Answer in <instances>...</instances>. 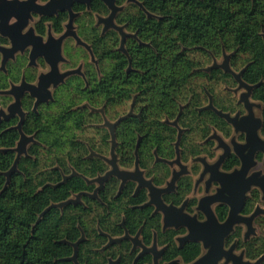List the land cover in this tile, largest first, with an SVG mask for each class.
Segmentation results:
<instances>
[{
  "label": "trees",
  "instance_id": "1",
  "mask_svg": "<svg viewBox=\"0 0 264 264\" xmlns=\"http://www.w3.org/2000/svg\"><path fill=\"white\" fill-rule=\"evenodd\" d=\"M116 3L124 5L116 23L129 34L125 51L120 49L118 30L102 33L94 25L93 13L106 15L109 9L102 0H93L92 12L79 18L80 34L91 43L99 71L86 62V78L69 77L56 90L51 112L35 113L29 100H23L28 110L23 131L33 141L19 158L20 133L8 128L17 119L0 125V264H76L71 257L82 236L77 246L80 264H107L111 258H118V264H150V254L135 260L139 249L131 251L129 239L108 244L110 238L123 236L125 229L134 236L140 228L145 244L152 243L156 231L159 245H167L162 263L180 258L175 264H189L201 253L200 243L177 245L175 237L185 228L162 231L160 215H152L154 207L143 206L149 200L146 188L136 192L137 183L129 180L119 192L121 180L111 175L97 197H92L98 184L88 179L112 169L104 158L112 147L110 130L103 125L105 117L111 122L120 119L114 128L119 166L134 169L138 158L140 169L158 186L170 178L171 167L156 161L155 154L174 157L177 129L169 121L178 115L186 129L181 139L184 153L214 156V141L194 145L191 133L205 138L215 127L229 136L231 126L214 111L198 108L208 101L206 89L217 108L229 110L217 89L221 84L236 86L237 81L230 72L207 67L228 53L231 69L254 86L252 98L264 105V0ZM83 53L88 57L86 50ZM200 80L204 84H197ZM128 102L130 108L125 110ZM262 117L264 132V107ZM90 130L94 133L89 134ZM238 163L232 155L225 168ZM190 188L186 177L164 199L180 204ZM79 193V202H67ZM258 198L254 191L245 214L254 210ZM216 211L224 220L228 207L222 205ZM257 223L260 235L244 240L242 226H236L226 240L228 246L238 240V248L252 261L264 256V217Z\"/></svg>",
  "mask_w": 264,
  "mask_h": 264
},
{
  "label": "flooded vegetation",
  "instance_id": "2",
  "mask_svg": "<svg viewBox=\"0 0 264 264\" xmlns=\"http://www.w3.org/2000/svg\"><path fill=\"white\" fill-rule=\"evenodd\" d=\"M92 1L93 0L81 2L78 0H72L71 13L68 8L61 9L57 6H54V8H52V3H55L58 6H65L66 2H62V0H0V111L5 112V114L0 115V125H3L5 123H11L13 119H17V122L13 123L8 128L17 129L20 133V139L21 132L19 129V124L22 117L18 113V111L15 114L11 115L12 113L9 108L12 104L16 102V93H20V89L24 83L31 85L32 88H26L20 95L21 107L24 111L23 123L21 125L22 131L26 118L28 116V110H26L23 106V100L25 98H27L31 103V109L33 112L38 113L40 109H45L47 112H51L52 109L50 104L56 101V90L61 85L65 84L69 77L73 75H78L85 79L86 62L93 63L96 66L97 70L99 69V61L92 50L91 43L86 41L80 34L79 18H81L85 14V12H92ZM102 1L104 2V0ZM127 1L131 2L133 0ZM104 4L109 9L108 14L105 15L95 12L93 13L94 25L98 27L102 33H105L110 29H115L113 27H107L106 22L101 21L102 19L108 18L111 14V8L108 6L107 3L104 2ZM77 5L85 6V9L76 10L75 7ZM120 7H122L121 10H123L124 5ZM46 11H48L49 13H47ZM116 15L114 18L115 23ZM55 48H59L60 58H58L57 60L54 59ZM83 49L87 51L88 57L84 56ZM215 59L216 58H214L212 64L207 67L208 71L212 68H220L225 70L226 72H229L223 67L224 63L217 64L215 62ZM54 60H56L57 63V75L55 76L50 74L53 71ZM68 71H75V73L60 78V75H63ZM230 73H232L234 77L235 73L238 74V72H234L233 70ZM235 80L237 81V85L233 87L227 84H221L224 85L225 88L227 87L228 89L226 91L225 96H221L218 94L221 98L224 99L225 103L231 107L229 110L224 111L222 109L217 108L214 104V96L209 93L206 89L205 91L208 94V101L205 103L204 106L198 108L199 111L210 109L214 111L219 117L225 119L227 123L231 126L230 135H224L215 127H212L209 135L205 138H202L201 134L199 133H191L192 138L190 140L194 145L200 144L204 146L207 145L208 141L213 140L214 145L212 147V150L214 151V156L211 157V155L206 152L197 155H194L192 153H184L183 147L181 146V139L186 129L180 126L178 115L175 120L169 121V123L177 129L176 141L174 142V157L168 159L160 157L158 154H155L156 161L161 160L162 162L167 163L171 167L170 178L167 179L163 185L158 186L154 184L153 179L151 177H147L145 171L141 169L144 172V177L147 180H151L156 188L168 189V191L161 193V198L164 203L167 206H175L177 210H182L179 212H165L163 209H157V206L154 203H149L151 200L150 190L146 187L142 188H146L148 190L149 200L143 206L152 205L154 207L152 215H160L162 231H166L167 229H186L185 233L179 234L175 237V241L179 248H182L187 242H197L201 244V253L194 261H196L203 255H206L210 251L211 245L206 246L203 240H185L184 238H186L190 234V229L188 225H177L176 222L173 223V225H167V222L169 215L171 221L174 220L176 217L183 218L184 216H187L193 218L200 224L205 222L209 223L210 217L209 213L207 212V210L209 209L213 212V214L216 216L220 223H223L227 220L231 209L230 203L224 200L211 201V198L219 195L222 198L226 197L228 199H231V195L227 192H224V194H218L219 189H221L222 186L218 180H211L212 173L210 171L206 172V169H210L218 162H221L218 167V170L226 174H232L237 171L240 172L244 162L248 164L249 169L246 174L242 176V180L232 181L234 182V185L231 184L229 185V187L233 190V187L237 183L248 181L251 177H254V182L258 183L252 182L250 184V187L245 192V203L243 206V210L246 207L248 200L253 196L254 191H257L259 193V198L254 202V210L250 214H245L243 210L240 214L247 217L251 216L257 208H264V191L260 186L262 179H264V144L256 145L255 147H253L252 144L249 142H252V139L255 138L250 136V140L248 142L247 131L237 130L234 124L231 123L227 118L220 116L214 109L208 107L212 99L213 106L216 109L221 110L224 113L230 114V116L233 118L238 116V121H240L242 117L249 116L250 109L248 108L245 100L242 99L243 94L248 93V90L240 86V82L236 79V77ZM240 89H245L246 92H243L241 94V97L237 101H235V99L233 98V94L237 93ZM12 90H14V92L16 93L12 92ZM47 91H49L50 95L47 94ZM33 92H35V94H33ZM41 98L47 99L44 101H39ZM257 102L260 101L254 100L252 98L251 92L249 96V104H252L254 121L260 122L259 127H255L253 124H250V122L248 124H244V126H246L247 128L255 129L258 138L264 143V132L262 130V110L264 105L262 106L261 115L259 118L256 115L255 111V108L258 105ZM26 136L30 138V141H28V143L26 144L27 149L28 145L32 143L33 138L28 135ZM20 139L18 141V144L20 142ZM221 141L223 143H221ZM236 144L239 145L238 149L240 150V152L236 150ZM226 146L228 147V149L226 148ZM232 155H235L238 158L239 163L234 165L231 169H226L225 164L232 157ZM212 159L216 160L214 162L209 161ZM190 162L191 166L189 164ZM122 170L134 171L135 168ZM174 173H179V176L175 180L173 186L170 187V183L172 181ZM186 177L189 178L191 188L189 193L183 199V201L180 204L166 202L164 199V195L176 192L179 182L182 179H186ZM97 184L99 186V183ZM202 184H204L203 194L201 196H197V191L200 187H202L200 186ZM192 201L193 203L191 204ZM222 205L228 207V213L224 220L219 219L218 213L216 211V208ZM262 217H264V213H259L254 217L252 221L254 231L248 237L246 234L249 227L248 224L245 222L236 223L231 233L235 230L236 226H242L244 240H249L253 236L260 235L261 228L257 223V219H260ZM122 224L124 225V222ZM141 230L142 229L140 228L136 235L132 236L130 235L128 230L125 229V234L123 236L110 238L108 244H112L111 239L120 238V241L113 243H120L123 239H129L133 244L131 251L139 249L135 260L139 259L144 254H150L152 256V262L150 264H175L181 261L180 258H176L170 262L162 263L161 260L163 258V254L167 245H159L158 234L156 231L153 232L152 243L150 245L145 244L141 236ZM127 234L129 235L128 237H126ZM229 235L224 240V248L228 250L230 249V247L235 246L234 253L238 255L243 253L244 259L248 260L245 256L244 249L238 248V240L234 241L230 246L226 244V240ZM136 237L139 242L137 244L135 243ZM152 248H155V251H152ZM157 254L158 257L156 262L155 257ZM258 259L253 260V262L257 261ZM111 260L118 261V258H111L109 259V262ZM194 261L189 264H192ZM221 263L232 264V262L227 263L225 257L219 262V264Z\"/></svg>",
  "mask_w": 264,
  "mask_h": 264
},
{
  "label": "water",
  "instance_id": "3",
  "mask_svg": "<svg viewBox=\"0 0 264 264\" xmlns=\"http://www.w3.org/2000/svg\"><path fill=\"white\" fill-rule=\"evenodd\" d=\"M81 2H87L88 0H78ZM135 1V0H133ZM62 2H66L65 6H58L55 3H52V8H54V6L56 7H60L61 9L64 8H68L69 11L72 13L71 10V2L72 0H62ZM105 3L108 4V6L111 8V14L109 15L108 18L106 19H102L101 21L106 22L107 27H113L115 29H117L120 34L122 35V40H121V46L120 49L125 51V40L126 37L129 35L128 33H126L123 29L122 26H119L115 23L114 18L116 13L122 9V7L118 6L116 4V0H104ZM48 10V8H47ZM47 13H49L48 11H46ZM54 59H58L60 58V54H59V48H55L54 49ZM56 60L53 61V71L50 73L51 75L55 76L57 75V63ZM229 56H226V60L224 62L223 67L229 71L232 72V70L229 67ZM78 71V70H77ZM75 73V71H68L63 75H60V78H63L66 75ZM235 77L237 80H239L240 82V86L244 87L248 90V93L243 94L242 99L245 100L248 108L250 109V115L246 116V117H242V119L240 121H238V116L237 117H231L230 114L228 113H224L221 110L216 109L213 106L212 103V99L210 101V105L208 107L214 109L220 116L227 118L231 123L234 124V126L237 128V130H244L247 131L248 135H247V139L248 142L250 140V136H252L255 139H252V142H249L252 144L253 147H255L256 145H261L264 144L263 141H261L257 134L255 129L252 128H247L246 126H244V124H248L250 122V124H253L255 127H259L260 122L259 121H254V115L252 112V104H249V96L252 92L253 86L249 85L248 83L244 82L241 78V73L236 74L235 73ZM28 88H32L31 85H28L26 83H24L20 89V93H16L14 92V90H12V92L16 93V102L14 104H12L9 108V110L11 111V115L15 114L17 111L18 113L21 115L22 119L20 121L19 124V129L21 132V139L20 142L18 144L17 147V151H18V158L26 153V144L28 143V141H30V138H28L26 136V134L21 130V125L23 123V117H24V111L22 110L21 107V100H20V95L23 93V91ZM43 88V87H42ZM44 89V88H43ZM33 94H35V92H33ZM47 94L50 95L49 91H47ZM47 98H41L39 101H44ZM38 101V102H39ZM37 102V103H38ZM1 114H5L4 111H0V115ZM120 120V119H119ZM118 120V121H119ZM110 122L109 120L105 119V126L108 127V129L110 130V133L112 135V147H111V158L108 157H104L106 162H108L111 166L112 169L109 170L108 172H106L104 175L98 176L94 179H88V182H97L99 183L98 188L95 190V192L93 194H90L92 197H97V191L98 189H101L105 183V181H107L109 179V177L111 175H114L116 177H118L121 180V185H120V191L122 190L123 186L125 185V183L129 180H133L136 181L138 183L137 189L136 191H138L140 188L142 187H146L149 188L150 190V204L154 203L157 206V209H163L165 212H170V211H174V212H179L180 210H177L175 206L171 205V206H167L164 201L161 198V193L168 191V189H160V188H156L154 186V184L152 183L151 180H147L144 177V172L140 169L139 167V160L138 158L136 159V163H135V170H122L117 162V155L115 152V147H116V139H115V126L117 124V122ZM1 122V119H0ZM260 140V142H259ZM221 143H223L221 141ZM239 145L236 144V150L238 152H240V150L238 149ZM226 148L228 149V147L226 146ZM93 155H95L94 152H92ZM179 162V160H178ZM221 162H218L216 165L212 166L210 169H206L207 171H210L212 173L211 176V180L215 179L218 180L222 186L221 189H219V193L221 194L224 192H227L231 195V199L228 198H222L221 196H214L213 198H211V201H217V200H224L227 201L228 203H230L231 205V209L229 212V216L227 218V220L223 223H220L218 221V219L216 218V216L213 214L212 211L207 210V212L209 213V217H210V221L205 222V223H198L197 221H195L193 218L184 216L183 218H178L176 217L174 220H170V216L168 215V222L167 225H173V223H177V225H181V224H185L188 225L189 229H190V234L184 238L186 239H192V240H203L205 242L206 246H210L211 245V249L210 251L206 254L203 255L202 257L198 258L196 261H194L192 264H219V262L225 257L226 262H232V264H260L262 259L264 258V256H261V258H259L257 261L253 262L250 260H245L244 259V254H235L234 250H235V246L230 247V249L226 250L224 248V240L225 238L231 233V231L233 230V227L236 223H240V222H245L248 224V231H247V237L254 231L253 226H252V221L254 219V217L256 215H258L259 213H264V208H257L256 211L251 215V216H243L240 213L243 210V206L245 203V192L247 191V189L250 187V184L252 182H254L253 178L251 177L248 181L245 182H240L237 183L234 187L233 190L229 187V185L233 184L234 185V180H242V176L246 174V172L249 169L248 164H246L244 162L242 169L240 170V172H234L232 174H226L223 172H220L218 170V167L220 165ZM16 167V163L14 165V169ZM179 176V173H174V176L172 178V181L170 183V187L173 186L175 180L177 179V177ZM262 182L260 184V186L262 187L263 191H264V183ZM254 183H258V182H254ZM81 195L82 193H79L77 195V200H73L70 199L67 202H73V203H77L80 201L81 199ZM129 235L127 234L126 237H128ZM83 239V237L74 244V248H75V252L74 255L71 257V259L73 261H75L76 264H80L77 260V246L79 244V242ZM120 241V238L118 239H111V243L113 242H118ZM135 243H139L137 237L135 238ZM146 250V249H145ZM152 251H155V248H152ZM157 257L158 254L155 257V261L157 262ZM108 264H118V261H113L111 260Z\"/></svg>",
  "mask_w": 264,
  "mask_h": 264
},
{
  "label": "rangeland",
  "instance_id": "4",
  "mask_svg": "<svg viewBox=\"0 0 264 264\" xmlns=\"http://www.w3.org/2000/svg\"><path fill=\"white\" fill-rule=\"evenodd\" d=\"M227 55H229L228 53H226V54H224V55H222V56H220V57H217L216 59H215V62L217 63V64H223L224 62H225V60H226V56ZM204 82L205 81H203V80H200L199 82H197V84H199V85H201V84H204ZM228 89H227V87L225 88L224 87V85H219L218 86V89H217V92H218V94L219 95H221V96H225V94H226V91H227ZM243 92H246V90L245 89H240L237 93H234L233 95H234V99H235V101H237L240 97H241V94L243 93ZM253 101V100H252ZM255 102V101H254ZM258 103V105L256 106V108H255V111H256V115L260 118V115H261V109H262V106H263V104L261 103V102H257ZM130 105H131V102H128V104L125 106L126 108H125V110H127L128 108H130ZM105 119H107L108 120V118H106L105 117ZM111 122V121H110ZM113 122V121H112ZM105 124V122L103 123V125ZM105 126V125H104ZM94 133V130H90L89 131V134H93ZM108 158H111V153H109L108 154V156H107ZM216 159H212V160H209V161H211V162H214ZM190 164V166H191V162L189 163ZM200 186H202V187H200L199 188V190L197 191V196H201L202 194H203V190H204V184H202V185H200ZM73 200H77V196L75 197H73Z\"/></svg>",
  "mask_w": 264,
  "mask_h": 264
}]
</instances>
